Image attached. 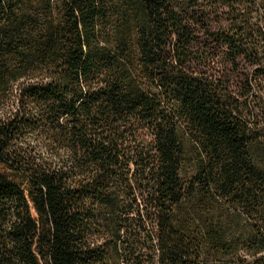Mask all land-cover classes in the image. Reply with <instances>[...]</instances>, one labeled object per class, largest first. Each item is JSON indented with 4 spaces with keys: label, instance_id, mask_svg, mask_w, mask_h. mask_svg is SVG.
Returning a JSON list of instances; mask_svg holds the SVG:
<instances>
[{
    "label": "trees",
    "instance_id": "trees-1",
    "mask_svg": "<svg viewBox=\"0 0 264 264\" xmlns=\"http://www.w3.org/2000/svg\"><path fill=\"white\" fill-rule=\"evenodd\" d=\"M0 264H264V0H0Z\"/></svg>",
    "mask_w": 264,
    "mask_h": 264
}]
</instances>
